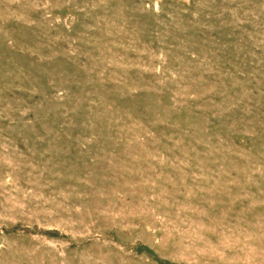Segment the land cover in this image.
<instances>
[{
  "label": "rangeland",
  "instance_id": "1",
  "mask_svg": "<svg viewBox=\"0 0 264 264\" xmlns=\"http://www.w3.org/2000/svg\"><path fill=\"white\" fill-rule=\"evenodd\" d=\"M0 264H264V0H0Z\"/></svg>",
  "mask_w": 264,
  "mask_h": 264
}]
</instances>
